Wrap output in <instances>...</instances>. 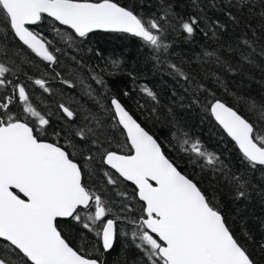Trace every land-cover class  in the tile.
I'll return each mask as SVG.
<instances>
[{"label": "snow or ice", "instance_id": "snow-or-ice-1", "mask_svg": "<svg viewBox=\"0 0 264 264\" xmlns=\"http://www.w3.org/2000/svg\"><path fill=\"white\" fill-rule=\"evenodd\" d=\"M190 4L195 11L184 16L175 0H0V264H264V235L257 239L246 225L238 235L218 197L179 169L119 95L105 93L107 106L99 113L59 102L64 123L50 131L53 113L34 102L23 82L53 92L48 73L22 71L35 57L75 88V73L65 78L64 72L82 69L83 61L73 55L57 71L68 54L57 45L79 50L98 32L139 38L158 61L170 47L169 32L211 36L216 47L201 57L215 71L208 67L198 79L175 63L167 66L188 85L189 107L200 106L233 142L240 167L208 151L171 108L165 120L175 143L168 144L199 167L213 193L223 190L234 202H248L253 193L264 199V96L232 92L225 79L264 70V0ZM145 6L150 11L141 12ZM217 8L226 20L207 15ZM105 74L106 68L91 69V79L110 92ZM259 83L264 87V77ZM211 84L234 96L235 104L218 97ZM140 91L159 104L152 89ZM88 94L95 98L90 86ZM153 117L159 118L155 106ZM114 253L115 260L105 258Z\"/></svg>", "mask_w": 264, "mask_h": 264}, {"label": "trees", "instance_id": "trees-1", "mask_svg": "<svg viewBox=\"0 0 264 264\" xmlns=\"http://www.w3.org/2000/svg\"><path fill=\"white\" fill-rule=\"evenodd\" d=\"M119 2L130 4L133 0H119ZM136 2L139 3L140 0H136ZM175 8L177 12L184 16H188L195 11L191 7L190 0H175ZM140 11L145 12L150 11V9L145 6ZM207 15L213 19L226 20L219 8L209 9ZM37 30L46 31L43 27ZM49 38H52V34L49 35ZM165 42L170 47L168 52L160 57L159 61L151 49L142 45L139 38L127 34L97 33L91 36L88 41L81 42L79 50L73 48L71 51L61 42L57 46L64 48L68 54L61 56V64L56 66L57 71L63 70L72 63L71 56L73 55L78 60L83 61L84 67L82 69L73 68L70 72H64L65 78H72L73 73H75V88L69 89L63 85L59 79L54 78L52 69L35 57H33L34 62L26 64L22 71H27L29 75L34 77L48 73L47 79L53 92L51 95L43 93L42 90L32 86L26 79L23 82L29 84L34 102L42 109L53 113L50 131L59 130L64 123L57 111L59 102L68 103L77 109L87 108L99 113L103 111L101 105L107 106L108 101L104 98L105 93L108 94L109 98L112 94L119 95L138 121L162 141L165 153L174 160L179 169L199 183L210 195L218 197L222 210L228 216L229 222L237 234L242 235L246 225L247 229L251 230L252 235L259 239L261 235H264V199L253 193L251 200L248 202H234L231 196L223 190L213 193V185L208 180L203 179L204 174L199 167L190 163L184 153H177L168 144L169 140L175 143L169 132L170 121L165 120V115L171 108L175 118L182 121L186 131L193 138L201 140L208 151L220 155L221 159L225 163H230L232 167H240L239 155L233 142L200 106L192 105L189 107L191 94L186 91L188 85L173 74L167 66L169 62L175 63L185 72L197 75L199 79L206 68L212 67L203 64L201 53L205 49L211 50L216 47V43L211 36H204L199 31L191 39L185 38L184 34L179 32H169ZM114 59L120 61L118 67L112 66L111 61ZM93 68L97 70L100 68L107 69L104 79L110 86V92L91 79V69ZM212 70L215 71V68L212 67ZM129 73H132L134 78L130 77ZM262 77H264V70L261 67H256L245 75L243 80L240 77L230 75L225 79L230 91L259 99L264 96V87L259 83ZM89 86L95 98H93V95L88 94ZM145 86L156 93L159 104L152 102L140 91ZM210 86L215 89L218 97L229 104H235L234 96L225 93L223 88L217 87L215 84ZM124 91H128L130 95L123 96ZM137 102L145 105V107L143 109L139 108ZM154 106L159 112L158 119L155 117L150 118V110ZM239 107L242 111H247L242 104ZM115 135L123 141L124 138L119 129L115 130ZM131 188L132 186L129 184V191H131ZM77 243H80V241H77ZM118 251L121 250L118 249ZM105 258L109 261L115 260L116 254L114 253L111 257Z\"/></svg>", "mask_w": 264, "mask_h": 264}, {"label": "water", "instance_id": "water-1", "mask_svg": "<svg viewBox=\"0 0 264 264\" xmlns=\"http://www.w3.org/2000/svg\"><path fill=\"white\" fill-rule=\"evenodd\" d=\"M98 33H104V32H98ZM117 34H119V33H117ZM128 35V34H127ZM215 121V120H214Z\"/></svg>", "mask_w": 264, "mask_h": 264}]
</instances>
